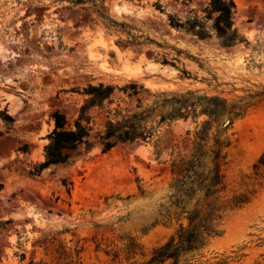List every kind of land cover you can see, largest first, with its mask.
<instances>
[{
  "label": "rangeland",
  "instance_id": "374dc122",
  "mask_svg": "<svg viewBox=\"0 0 264 264\" xmlns=\"http://www.w3.org/2000/svg\"><path fill=\"white\" fill-rule=\"evenodd\" d=\"M235 3L248 44L226 49L168 25L166 14L200 11L199 1L0 0V264L141 263L177 231L181 222L164 218L177 151L118 146L34 169L53 113L76 118V91L130 80L246 104L223 173L227 196L248 202L193 264H264V170H254L264 157V0ZM195 126L173 127L180 150Z\"/></svg>",
  "mask_w": 264,
  "mask_h": 264
},
{
  "label": "trees",
  "instance_id": "16d2710c",
  "mask_svg": "<svg viewBox=\"0 0 264 264\" xmlns=\"http://www.w3.org/2000/svg\"><path fill=\"white\" fill-rule=\"evenodd\" d=\"M172 1L182 6L199 1L202 7L184 16L179 12L166 14L170 28L198 40L215 38L226 49L248 44L236 26L235 0ZM76 92L83 100L72 122L59 110L52 115L54 129L46 137L44 161L35 166L36 174L51 165L68 164L95 149L105 154L118 146L153 145L157 156L167 150L172 151L171 155L177 151L172 161L175 178L169 188L172 211L164 218L181 223L149 260L130 264L196 262V256L222 234L230 213L248 202L245 195L227 196L223 173L226 151L232 143L228 131L244 115L246 104L192 90L153 91L134 80L123 85L90 83ZM201 117L204 120L200 121ZM188 121L196 126L186 131L180 150L173 127ZM260 169L264 170V157L254 167L256 172Z\"/></svg>",
  "mask_w": 264,
  "mask_h": 264
}]
</instances>
